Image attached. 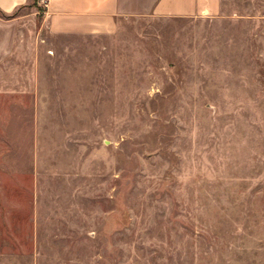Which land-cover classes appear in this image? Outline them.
I'll return each instance as SVG.
<instances>
[{"label": "rangeland", "instance_id": "374dc122", "mask_svg": "<svg viewBox=\"0 0 264 264\" xmlns=\"http://www.w3.org/2000/svg\"><path fill=\"white\" fill-rule=\"evenodd\" d=\"M0 70V264H264V0L54 34Z\"/></svg>", "mask_w": 264, "mask_h": 264}, {"label": "crops", "instance_id": "0c3cea01", "mask_svg": "<svg viewBox=\"0 0 264 264\" xmlns=\"http://www.w3.org/2000/svg\"><path fill=\"white\" fill-rule=\"evenodd\" d=\"M45 9L42 26L54 34L91 35L109 33L117 19L131 15L155 14L184 17L214 14L220 0H41ZM31 0H0V66L15 51H20V37ZM19 47V48H17ZM1 70V68H0Z\"/></svg>", "mask_w": 264, "mask_h": 264}, {"label": "trees", "instance_id": "16d2710c", "mask_svg": "<svg viewBox=\"0 0 264 264\" xmlns=\"http://www.w3.org/2000/svg\"><path fill=\"white\" fill-rule=\"evenodd\" d=\"M29 5H31V4H29ZM0 16L8 17L10 15H5L2 11H0Z\"/></svg>", "mask_w": 264, "mask_h": 264}]
</instances>
